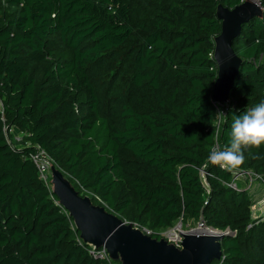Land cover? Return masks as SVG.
<instances>
[{
    "label": "trees",
    "instance_id": "16d2710c",
    "mask_svg": "<svg viewBox=\"0 0 264 264\" xmlns=\"http://www.w3.org/2000/svg\"><path fill=\"white\" fill-rule=\"evenodd\" d=\"M242 1L0 0V264H120L81 238L31 158L40 148L153 237L194 218L228 231L211 264H264V216L208 160L233 115L264 100V0L233 39L229 101L212 96L217 5ZM244 156L236 169L264 177V144Z\"/></svg>",
    "mask_w": 264,
    "mask_h": 264
},
{
    "label": "water",
    "instance_id": "95a60500",
    "mask_svg": "<svg viewBox=\"0 0 264 264\" xmlns=\"http://www.w3.org/2000/svg\"><path fill=\"white\" fill-rule=\"evenodd\" d=\"M216 15L221 20V29L213 38L217 77L212 96L227 103L242 61L233 49V39L240 33L242 24L253 16L261 17L263 9L259 0H243L232 8L218 4ZM56 173L52 191L76 220L80 236L96 246L104 244L114 258L119 253L124 258V263L120 264H211L213 258L220 257V239L226 230L210 228L206 231L201 220L197 226L185 229L181 246L177 247L163 237L145 234L131 222L115 219L91 206L85 197L72 191L59 172Z\"/></svg>",
    "mask_w": 264,
    "mask_h": 264
},
{
    "label": "clouds",
    "instance_id": "9594fccd",
    "mask_svg": "<svg viewBox=\"0 0 264 264\" xmlns=\"http://www.w3.org/2000/svg\"><path fill=\"white\" fill-rule=\"evenodd\" d=\"M224 115L222 112H218ZM264 144V100L248 108L239 115H233L230 140L226 147L209 153V163L223 166L231 171L244 162V150L259 148Z\"/></svg>",
    "mask_w": 264,
    "mask_h": 264
},
{
    "label": "rangeland",
    "instance_id": "374dc122",
    "mask_svg": "<svg viewBox=\"0 0 264 264\" xmlns=\"http://www.w3.org/2000/svg\"><path fill=\"white\" fill-rule=\"evenodd\" d=\"M219 105L222 107V104H219ZM219 110H220L219 112H221L222 108ZM13 139H15L16 141H20L21 136H19L18 134H14ZM213 150H219L218 144L215 143V145L212 148V151ZM55 171L60 173V175L63 177V179L65 180L67 185L72 189V191L74 193H76V195L85 197L86 199H88V202L90 203L91 206H94V207L100 209L106 215H112V216H114L115 219H120L119 215H117L113 211L109 210L105 205L93 203L91 200L92 193L90 191H86L84 193L86 195L81 194L76 189V187L73 185V183L70 181V179L66 175H64L63 172L60 171V169H58V167H56L52 162H51V164H49V166L47 168V172H46L47 183H48V186L51 189V191L53 190L56 179H57L55 177L57 174ZM239 172H240L239 177L235 178L234 184L237 185L238 187L246 189L249 192L251 200H252L251 201L252 217L253 218H259L260 217L259 215H260V213H262V211L256 210V207L263 204L262 199L264 198V177H262L261 175H257L251 171H247V172L239 171ZM59 173H58V175H59ZM198 222H199V220L194 219V218H189L185 221L178 218L176 221H174V223L172 225L165 227V228H160L158 231L161 234H164V233L171 231L172 229H174L175 227L180 226V225L182 226V230H184V229H188L192 226L193 227L197 226ZM76 223H77L76 220L73 219V224L76 225ZM175 230H177V228H175ZM81 238H83V237L81 236ZM88 243H90L92 246L96 247V245L93 244L91 241H88ZM107 253H108V256L110 259L114 258L112 256L113 254L111 255V253L109 252L108 249H107ZM116 255L118 256L117 259H119V261L121 263H124V258L119 253H117Z\"/></svg>",
    "mask_w": 264,
    "mask_h": 264
},
{
    "label": "built area",
    "instance_id": "2783aa9c",
    "mask_svg": "<svg viewBox=\"0 0 264 264\" xmlns=\"http://www.w3.org/2000/svg\"><path fill=\"white\" fill-rule=\"evenodd\" d=\"M210 54L213 57V51ZM31 158L35 162V164L38 168L40 177L47 182L46 172H47V168H48L49 164H51L49 156L47 155V153L43 149L40 148L34 154L31 155ZM239 171L247 172L249 170H237L236 168H235V170L234 169L232 170L233 175H232V178H231V181L229 182V184L233 187H238L237 185L234 184V181H235L236 177H239V174H240ZM204 173H205L204 169H201V174L204 175ZM238 188H241V187H238ZM262 200H263L262 201L263 204L256 207V210L262 211V213H260V215H259L260 218L264 216V198ZM251 211H252V209H251ZM131 223L135 228L140 229L143 233L151 235L152 231L148 227L139 225V224L134 223V222H131ZM175 228H177V230H175ZM175 228L172 229L171 231L164 233V234H161L159 231H158V233L160 234V237L165 238L167 240V242L172 243L177 247H180L181 241L183 239L182 233L185 231V229L182 230L181 225L179 227L177 226ZM91 251L97 257L109 258L108 253H107V247L104 244L101 245V247H99V248L97 246L96 247L92 246Z\"/></svg>",
    "mask_w": 264,
    "mask_h": 264
},
{
    "label": "bare ground",
    "instance_id": "6f19581e",
    "mask_svg": "<svg viewBox=\"0 0 264 264\" xmlns=\"http://www.w3.org/2000/svg\"><path fill=\"white\" fill-rule=\"evenodd\" d=\"M14 141H16L15 139H14ZM16 143H18V141H16ZM50 177V176H49ZM54 184V183H53ZM84 200H86L87 202H88V200L87 199H84ZM179 227V226H178ZM204 229L206 230V231H210V228H208V227H206V226H204ZM228 232V231H227ZM226 232V233H227ZM152 236V235H151ZM160 238V237H159ZM88 242V241H87ZM90 244V243H89ZM103 245V244H102ZM97 247H99V246H97Z\"/></svg>",
    "mask_w": 264,
    "mask_h": 264
}]
</instances>
